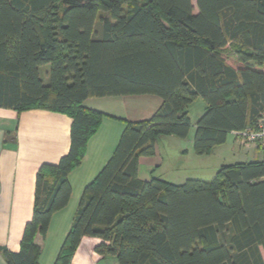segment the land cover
Masks as SVG:
<instances>
[{
  "label": "trees",
  "instance_id": "trees-1",
  "mask_svg": "<svg viewBox=\"0 0 264 264\" xmlns=\"http://www.w3.org/2000/svg\"><path fill=\"white\" fill-rule=\"evenodd\" d=\"M0 0V108L72 118L70 148L43 164L35 206L8 264H39L38 233L71 199L69 174L104 114L91 97L157 95L147 120L127 122L111 157L81 195L54 264L84 237L119 264H264V159L223 165L211 181L139 176L161 136L186 139L190 105L206 104L194 152L264 125V0ZM107 13L108 15H103ZM49 65L48 81L41 76Z\"/></svg>",
  "mask_w": 264,
  "mask_h": 264
},
{
  "label": "crops",
  "instance_id": "crops-1",
  "mask_svg": "<svg viewBox=\"0 0 264 264\" xmlns=\"http://www.w3.org/2000/svg\"><path fill=\"white\" fill-rule=\"evenodd\" d=\"M48 71H44V81L49 79ZM162 102L161 97L150 94L91 97L83 102L84 107L103 113L104 118L98 132L88 142L82 163L69 174L72 185L69 204L53 215L45 237L41 233L36 235L35 242L42 249L39 264H54L71 228L85 186L111 157L127 122L150 119ZM194 102L189 107L192 121L189 136L186 139L159 137L156 155L140 158L139 176L142 179L154 177L148 174L149 171L161 170H157L164 164L161 142L179 147L182 153L193 149L197 122L191 116ZM205 109L206 104L202 114ZM71 124L72 118L58 111L34 108L18 112L15 109L0 108V247L13 252L20 250L25 226L34 213L37 173L43 164L57 163L69 151ZM234 136L236 133L231 132L224 144L234 146ZM255 149L262 150L260 147ZM54 222L59 230L55 236L51 232ZM90 238L82 239L70 264H87L81 251L84 242ZM0 264H8L1 250Z\"/></svg>",
  "mask_w": 264,
  "mask_h": 264
},
{
  "label": "rangeland",
  "instance_id": "rangeland-1",
  "mask_svg": "<svg viewBox=\"0 0 264 264\" xmlns=\"http://www.w3.org/2000/svg\"><path fill=\"white\" fill-rule=\"evenodd\" d=\"M192 3L197 12L196 0H192ZM103 15L108 14L104 13ZM49 68V65L42 66L41 76L43 79L46 78L44 73L45 69L49 70ZM204 104L203 99L199 97L191 106V116L194 121L198 120L197 118L202 114ZM234 137V146L231 144L218 145L210 154L206 155H198L194 152V149H190L189 151L186 150L182 153L179 147L167 142H161V156L164 158V164L162 167L157 168V170H161L149 171L148 174L178 184L185 182L189 178L211 181L223 165L255 161L263 158L264 139L258 140L257 142L246 141V143H242L239 136L236 135ZM258 147L262 148L263 151L255 149ZM144 173L146 174V172H143V174ZM55 225L57 224L54 222L53 227L51 228V232L54 236L59 232ZM97 243V239L90 238L82 245L81 253L83 258L87 261V264H119L115 256L97 253L95 251Z\"/></svg>",
  "mask_w": 264,
  "mask_h": 264
},
{
  "label": "built area",
  "instance_id": "built-area-1",
  "mask_svg": "<svg viewBox=\"0 0 264 264\" xmlns=\"http://www.w3.org/2000/svg\"><path fill=\"white\" fill-rule=\"evenodd\" d=\"M235 133L241 138L242 143H246V141L257 142L264 139V125H260L257 130L247 129Z\"/></svg>",
  "mask_w": 264,
  "mask_h": 264
}]
</instances>
